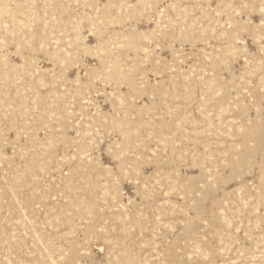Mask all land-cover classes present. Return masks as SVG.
<instances>
[{"label": "rangeland", "instance_id": "rangeland-1", "mask_svg": "<svg viewBox=\"0 0 264 264\" xmlns=\"http://www.w3.org/2000/svg\"><path fill=\"white\" fill-rule=\"evenodd\" d=\"M0 264H264V0H0Z\"/></svg>", "mask_w": 264, "mask_h": 264}]
</instances>
